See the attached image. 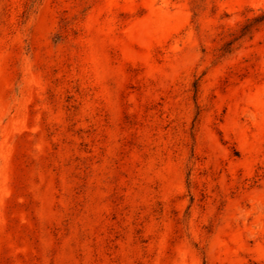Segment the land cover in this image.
<instances>
[{
	"label": "rangeland",
	"instance_id": "obj_1",
	"mask_svg": "<svg viewBox=\"0 0 264 264\" xmlns=\"http://www.w3.org/2000/svg\"><path fill=\"white\" fill-rule=\"evenodd\" d=\"M264 0H0V264H264Z\"/></svg>",
	"mask_w": 264,
	"mask_h": 264
},
{
	"label": "trees",
	"instance_id": "obj_2",
	"mask_svg": "<svg viewBox=\"0 0 264 264\" xmlns=\"http://www.w3.org/2000/svg\"><path fill=\"white\" fill-rule=\"evenodd\" d=\"M263 19H264V15L261 16L260 18L256 19L255 22L261 21V20H263Z\"/></svg>",
	"mask_w": 264,
	"mask_h": 264
}]
</instances>
